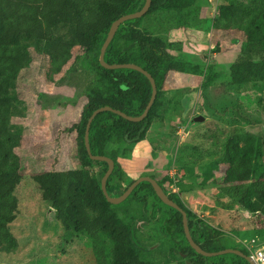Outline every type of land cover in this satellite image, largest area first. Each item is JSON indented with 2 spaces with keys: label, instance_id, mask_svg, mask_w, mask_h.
I'll return each instance as SVG.
<instances>
[{
  "label": "trees",
  "instance_id": "trees-1",
  "mask_svg": "<svg viewBox=\"0 0 264 264\" xmlns=\"http://www.w3.org/2000/svg\"><path fill=\"white\" fill-rule=\"evenodd\" d=\"M144 1L0 0V253L13 254L18 249L11 226L19 210L15 191L23 178V163L18 151L29 113L20 85L24 73L39 63L44 67L43 76L51 84L57 85L64 79L60 74L67 65L71 70L79 69L80 81H84L81 95L85 96L86 103L78 121L67 130L75 137L77 168L30 174L65 238L86 236L96 264H249L234 254L209 258L196 254L184 235L182 214L164 205L147 182L138 184L119 205L109 204L101 191L100 181L107 164L101 162L105 169L98 178L93 170L97 162L90 160L84 144L87 121L95 110L103 107L132 117L141 115L150 100L151 86L144 75L134 70L104 69L98 61L99 53L111 24L139 11ZM207 7L211 10L204 16L203 9ZM213 27H219L231 44L240 45L238 55L226 68L224 63L190 62L180 54V40L160 35L167 30L181 29H204L209 34ZM104 60L108 64L141 67L151 75L157 89L142 121L130 122L103 111L90 123L91 154L106 156L114 162L106 181L108 192L114 182L129 179L118 163L120 147L144 140L152 123L164 117L166 108L173 107L175 101L166 98L169 74L206 78L217 70H225L229 85L235 91L242 90L231 91L235 102L221 109L229 113L237 109L240 114L245 106L247 111L264 110V0H151L143 17L119 26ZM76 80L79 81L78 76ZM207 87L204 85L202 89ZM81 95L70 100V105L75 106ZM191 119L187 121L189 126L195 124ZM219 153L218 159L198 165L195 173L186 168L182 177L167 175L158 180L149 176L186 213L190 236L205 252L227 249L225 242L232 238L182 205L180 193L185 185L187 189L193 186L217 189L220 195L250 215L248 227L264 242V141L256 133L232 134L225 139ZM181 179L191 183L184 184ZM129 180L124 191L134 182ZM166 187H174L177 192L170 193ZM127 204L135 207L131 210L121 207ZM167 214H170L169 220ZM136 233L146 235L148 245ZM232 240L231 249L250 256L245 244ZM156 241L160 242L158 248L148 251V246ZM163 247L162 255L143 254H154Z\"/></svg>",
  "mask_w": 264,
  "mask_h": 264
},
{
  "label": "rangeland",
  "instance_id": "rangeland-1",
  "mask_svg": "<svg viewBox=\"0 0 264 264\" xmlns=\"http://www.w3.org/2000/svg\"><path fill=\"white\" fill-rule=\"evenodd\" d=\"M210 10V7L204 8L203 15H208ZM209 31L206 34L204 29H181L176 32L167 30V33L161 32L160 35L169 40H180V54L186 60L194 63L210 62L211 65L224 63L226 68L238 55L240 45H232L219 27H213ZM37 64L34 69L24 73V81L20 85L29 113L24 123L22 147L18 151L23 163V178L15 191L19 210L11 226L18 241V249L13 254L0 253V264H96L90 240L82 235L65 238L60 224L54 220L52 210L41 200L40 192L30 178V174L34 172L77 168L74 157L75 137L67 130L78 121L86 103L85 96L81 95L84 81H80L79 69L71 70L67 65L60 74L64 79L57 85L51 84L43 76V65ZM225 75V70H217L206 78L169 74L165 87L166 98L173 99L176 105L173 104L169 110L166 108L164 117L152 123L144 140L120 147L118 163L129 179L136 180L141 176L151 175L158 180L167 175L182 177L186 168L195 173L198 165L220 157L221 145L232 134L256 133L264 141L263 109L249 108L252 111H247L245 106L241 114L237 109L233 113L221 109L229 107L236 100L231 95L235 88L229 85ZM77 76L79 81L76 80ZM204 85L208 87L202 89ZM241 90L235 92L240 93ZM77 94L81 96L76 105H70V100H75ZM197 115L203 116L204 121L189 126L187 121ZM252 121L255 123L252 124ZM94 166L95 174L101 178L104 165L97 162ZM129 179L122 183L114 182L108 189L109 195L120 196L130 183ZM181 180H184V184L191 183L187 179ZM185 187L180 193L184 207L226 237L247 246L252 243L253 250L264 249V242L255 237L247 225L250 215L238 205L224 198L214 187ZM166 191L177 192V189L166 187ZM128 205L121 207H130V210L135 207L134 204ZM161 209L166 210L165 207ZM234 231L237 232L235 236ZM135 235L148 245L146 235ZM153 237L156 238V235ZM232 239L226 240L227 249L234 245ZM159 243L156 241L148 248L156 246L152 250L154 251ZM164 250L165 247L154 254H143L158 256Z\"/></svg>",
  "mask_w": 264,
  "mask_h": 264
},
{
  "label": "water",
  "instance_id": "water-1",
  "mask_svg": "<svg viewBox=\"0 0 264 264\" xmlns=\"http://www.w3.org/2000/svg\"><path fill=\"white\" fill-rule=\"evenodd\" d=\"M150 5H151V0H145L142 8L139 11L134 12L132 14L124 15V16L120 17L119 19L115 20L111 24V26L109 28V31L107 33L106 39H105V41H104V43H103V45L101 46V49H100L98 61H99V64H100L101 67H103L106 70H117V69L134 70V71L139 72L140 74L144 75L147 78V80L149 81L150 86H151V97H150V100H149L146 108L144 109V111L142 112L141 115H139L137 117H132V116L126 115L125 113H123L121 111L114 110V109H112L110 107H103V108H99L98 110H95L91 114V116L89 117V119L87 121L86 128H85V134H84V144H85L86 152H87L90 160L95 161V162H104V163L107 164V170H106L105 174L103 175V177L101 178V181H100L101 191H102L106 201L109 204L119 205L120 203H122L130 195V193L133 191V189L138 184H140L142 182H147V183H149L152 186L156 196L160 199V201L164 205H166V206H168L170 208H173V209L177 210L178 212H180L182 214V225H183L184 235H185V237H186V239H187V241L189 243V246L191 247V249H193L195 251L196 254L201 255V256H203L205 258L221 256V255H225V254H234V255H237V256H240V257L244 258L249 264H255L253 262V260L250 258V256L244 255L239 250L229 249L228 248V249L220 250L218 252H205V251H203L196 243H194V241L192 240V238L190 236V232H189L188 224H187V215H186V213L176 203L171 201L167 197V195L164 193V191L159 187V185L156 183V181L153 180L150 177L141 176V177L137 178L136 180H134V182L131 185H129L127 187V189L120 196L111 197L108 194L107 190H106V181H107L109 175L111 174V172L113 170L114 162L110 158H108L106 156H95V155H92L91 152H90L89 142H88L89 126H90V123L93 120V118L98 113L103 112V111H108V112H112V113L124 118L127 121L140 122L146 117V115L148 113V110L150 109V107H151V105H152V103H153V101H154V99L156 97L157 89H156V86H155V82H154L153 78L151 77V75L148 72H146L145 70H143L141 67H139V66H137L135 64H108L104 60L105 51H106L109 43L113 39L114 34L116 33V31L119 28V26L121 24H123L124 22L130 21V20H134V19H139V18L143 17L147 13V11L149 10ZM204 119L205 118L203 116L197 115V116L193 117L191 119V121L193 123H202L204 121ZM140 132H141V130H140ZM150 212H151V210H150ZM154 248H156V246H154L153 248L149 247V248H147V250L150 251V250H153ZM185 256H186V254L183 255V257H185ZM185 262L189 263L187 259H185Z\"/></svg>",
  "mask_w": 264,
  "mask_h": 264
},
{
  "label": "built area",
  "instance_id": "built-area-1",
  "mask_svg": "<svg viewBox=\"0 0 264 264\" xmlns=\"http://www.w3.org/2000/svg\"><path fill=\"white\" fill-rule=\"evenodd\" d=\"M246 245V244H245ZM250 245V243H249ZM252 245V243H251ZM250 246L246 245V248L250 250V258L253 260L255 264H264V251L262 249H256L253 250L250 248Z\"/></svg>",
  "mask_w": 264,
  "mask_h": 264
},
{
  "label": "flooded vegetation",
  "instance_id": "flooded-vegetation-1",
  "mask_svg": "<svg viewBox=\"0 0 264 264\" xmlns=\"http://www.w3.org/2000/svg\"><path fill=\"white\" fill-rule=\"evenodd\" d=\"M167 194V193H166ZM167 197H168V195H167ZM167 218H168V220L170 219V214H167Z\"/></svg>",
  "mask_w": 264,
  "mask_h": 264
}]
</instances>
